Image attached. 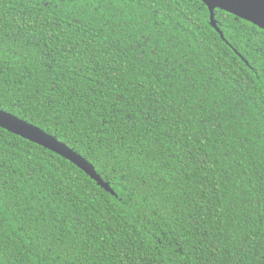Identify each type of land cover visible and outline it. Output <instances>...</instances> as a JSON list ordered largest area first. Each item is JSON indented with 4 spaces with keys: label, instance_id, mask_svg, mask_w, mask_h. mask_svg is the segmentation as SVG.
<instances>
[{
    "label": "trees",
    "instance_id": "1",
    "mask_svg": "<svg viewBox=\"0 0 264 264\" xmlns=\"http://www.w3.org/2000/svg\"><path fill=\"white\" fill-rule=\"evenodd\" d=\"M213 20L0 0V109L108 184L0 127V264H264V28Z\"/></svg>",
    "mask_w": 264,
    "mask_h": 264
},
{
    "label": "water",
    "instance_id": "2",
    "mask_svg": "<svg viewBox=\"0 0 264 264\" xmlns=\"http://www.w3.org/2000/svg\"><path fill=\"white\" fill-rule=\"evenodd\" d=\"M201 1L210 11L212 24H214V9L218 8L264 28V0ZM0 127L62 155L82 167L99 184L107 187V182L103 181L93 166L86 162L81 155L41 128L2 109H0Z\"/></svg>",
    "mask_w": 264,
    "mask_h": 264
},
{
    "label": "snow or ice",
    "instance_id": "3",
    "mask_svg": "<svg viewBox=\"0 0 264 264\" xmlns=\"http://www.w3.org/2000/svg\"><path fill=\"white\" fill-rule=\"evenodd\" d=\"M48 103L51 104V103H52V100L50 99V100L48 101Z\"/></svg>",
    "mask_w": 264,
    "mask_h": 264
}]
</instances>
